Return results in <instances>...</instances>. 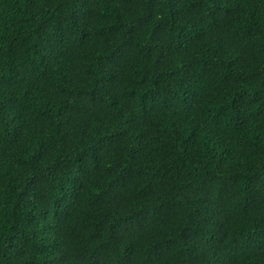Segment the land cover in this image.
Segmentation results:
<instances>
[{"label":"trees","instance_id":"trees-1","mask_svg":"<svg viewBox=\"0 0 264 264\" xmlns=\"http://www.w3.org/2000/svg\"><path fill=\"white\" fill-rule=\"evenodd\" d=\"M0 264H264V0H0Z\"/></svg>","mask_w":264,"mask_h":264}]
</instances>
